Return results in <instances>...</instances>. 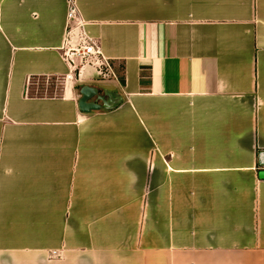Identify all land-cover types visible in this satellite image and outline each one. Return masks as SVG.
Wrapping results in <instances>:
<instances>
[{"label": "crops", "instance_id": "0c3cea01", "mask_svg": "<svg viewBox=\"0 0 264 264\" xmlns=\"http://www.w3.org/2000/svg\"><path fill=\"white\" fill-rule=\"evenodd\" d=\"M261 170L264 0H0V264H264Z\"/></svg>", "mask_w": 264, "mask_h": 264}, {"label": "water", "instance_id": "95a60500", "mask_svg": "<svg viewBox=\"0 0 264 264\" xmlns=\"http://www.w3.org/2000/svg\"><path fill=\"white\" fill-rule=\"evenodd\" d=\"M79 95V109L86 113L101 109H114L122 103L120 93L88 84L80 87ZM259 177L264 179V170L259 172Z\"/></svg>", "mask_w": 264, "mask_h": 264}, {"label": "built area", "instance_id": "2783aa9c", "mask_svg": "<svg viewBox=\"0 0 264 264\" xmlns=\"http://www.w3.org/2000/svg\"><path fill=\"white\" fill-rule=\"evenodd\" d=\"M73 10L71 15H73ZM99 53V49L95 46V45H86V46H82L80 48L71 50V52H69V54L71 56H78L80 57V59L82 61H84V63H86L88 61V57L90 56H95Z\"/></svg>", "mask_w": 264, "mask_h": 264}, {"label": "trees", "instance_id": "16d2710c", "mask_svg": "<svg viewBox=\"0 0 264 264\" xmlns=\"http://www.w3.org/2000/svg\"><path fill=\"white\" fill-rule=\"evenodd\" d=\"M124 83V80H122V84Z\"/></svg>", "mask_w": 264, "mask_h": 264}]
</instances>
